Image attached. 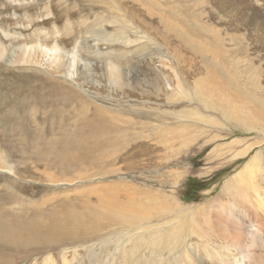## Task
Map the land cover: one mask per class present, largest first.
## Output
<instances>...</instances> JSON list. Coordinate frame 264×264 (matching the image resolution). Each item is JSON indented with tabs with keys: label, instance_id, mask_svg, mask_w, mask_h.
Returning a JSON list of instances; mask_svg holds the SVG:
<instances>
[{
	"label": "rangeland",
	"instance_id": "374dc122",
	"mask_svg": "<svg viewBox=\"0 0 264 264\" xmlns=\"http://www.w3.org/2000/svg\"><path fill=\"white\" fill-rule=\"evenodd\" d=\"M38 42L63 66L6 62ZM0 47V264H135L120 240L144 207L153 224L208 210L211 247L259 263L264 0H0Z\"/></svg>",
	"mask_w": 264,
	"mask_h": 264
},
{
	"label": "bare ground",
	"instance_id": "6f19581e",
	"mask_svg": "<svg viewBox=\"0 0 264 264\" xmlns=\"http://www.w3.org/2000/svg\"><path fill=\"white\" fill-rule=\"evenodd\" d=\"M104 36L105 37H102L100 40L114 41L113 39L106 37V34H104ZM81 46L82 45H80V48ZM17 48L19 50V53H16L15 47H13L11 49L10 55H8L5 59L7 63L10 64L22 63L23 65H27L29 63L38 64L39 62L36 56V51H38V53L42 54L44 58L46 57V59H50L58 67L63 66L64 52L60 53L58 50L54 48V46L49 47L44 43L38 42L34 46L23 45V46H17ZM0 49H2V47H0ZM84 49L89 56L94 55L96 53L95 50L93 51L89 50L90 49L89 47L87 48L84 47ZM76 64H78V62ZM105 64L108 73L109 84L112 83L113 85L115 84L120 86L123 84V82L125 83V79L123 78V75L124 74L126 75V72L123 68H121L115 62H111V61H108ZM81 67L83 68L81 69V72L84 77L89 76L93 71L92 62L88 58L83 59V63L81 64ZM216 106L219 107L218 104H216ZM4 161L5 160L1 158L0 164H5L6 162ZM1 167L10 170L9 166L7 167L6 165H1ZM246 168H249L250 170L248 174V180H246V182L248 184H251L250 187L252 188L251 190L252 194L256 196L254 198V202H252V205L254 206L257 205L258 209L262 211V213L259 214L261 216L262 215L264 216V188H263L264 186L260 187L261 183L259 182L253 184L254 178L253 175L251 174V172H253L256 175H258L262 180H264L263 153L262 152L257 153L254 160H252L246 165ZM144 208H145L144 211H142L143 213H142L141 223L138 225L136 229L128 232L127 234L128 236L125 239L120 240L121 245H130L129 246L130 250L128 252L130 253L131 259L134 258V253H136L137 258L135 264H182L184 261L187 262L186 264H216L215 261H218L221 264H246L244 255H242V258H239V257H235L234 254H232L233 258H229L228 256L221 253L220 250L212 248L211 247L212 240H209L210 238L209 234L200 232L202 231L201 228L204 227V225H202L200 221L207 216L203 215L201 219H199L198 216L199 214L208 212V210L203 209L201 211L199 210L200 212H195V213L192 212V214L179 216L177 220H175L176 218L173 219V222L164 221L162 223L153 224L151 223V220H149L150 215L148 212V208L146 207ZM225 209L226 206L222 204L221 206L222 212H220V208H219V210L216 211L217 212L216 215L218 217L222 216V213H225ZM228 214L233 218H235L234 220L238 226L239 225L243 226L242 225L244 224L243 219L237 216L236 215L237 213L235 214V212L230 209L228 211ZM209 217L210 216H208L206 219H209ZM207 223L208 225L211 224L210 221H207ZM198 227H199V231L197 230ZM240 227L237 226L234 227V231L237 234L241 235L243 229H241ZM193 235H195L198 240H195ZM249 239H250L249 240L250 247L253 248L259 247L258 244L259 239L256 234H250ZM240 245L237 247L236 253H238L241 247ZM199 248L201 249L199 250ZM165 250L168 251L169 253H174L175 257L171 259L166 258ZM199 251H202L204 253V256L201 255ZM260 256L261 257L258 264L260 263L264 264V260H263L264 255L262 256L260 254ZM126 257L127 256L124 255L122 264H133L131 260H130L131 263H128V259ZM111 264H113L112 261Z\"/></svg>",
	"mask_w": 264,
	"mask_h": 264
}]
</instances>
